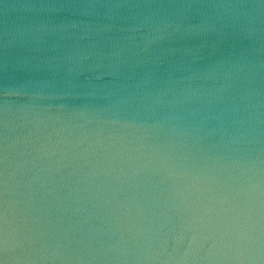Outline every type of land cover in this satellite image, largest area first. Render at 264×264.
I'll list each match as a JSON object with an SVG mask.
<instances>
[{"label":"water","instance_id":"1","mask_svg":"<svg viewBox=\"0 0 264 264\" xmlns=\"http://www.w3.org/2000/svg\"><path fill=\"white\" fill-rule=\"evenodd\" d=\"M0 264H264V0H0Z\"/></svg>","mask_w":264,"mask_h":264}]
</instances>
